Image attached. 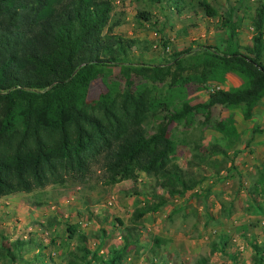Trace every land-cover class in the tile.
<instances>
[{
	"label": "trees",
	"instance_id": "obj_1",
	"mask_svg": "<svg viewBox=\"0 0 264 264\" xmlns=\"http://www.w3.org/2000/svg\"><path fill=\"white\" fill-rule=\"evenodd\" d=\"M146 1L176 15L199 10L206 18L217 19L227 33L225 50L200 46L172 52L161 64H138L131 57L139 41L114 32L122 22L112 18V0H0V199L63 186L70 178L85 179L95 163L100 164L106 185L135 182L144 174L154 177L155 188L170 197L184 195L194 191L203 177L198 179L169 163L177 151L171 125L189 126L197 115L208 119L216 106L240 107L243 119H252L264 99V0H252L253 35L245 48L237 36L242 22L239 13L248 11L251 0H236L225 14L209 0ZM135 18L157 24L150 10H137ZM161 42L164 48L169 43ZM120 66L122 90L106 85L91 99L93 81L100 78L107 83L109 69ZM229 73L239 77L242 88L209 92V85L223 84ZM167 82L177 93L161 99L157 88ZM189 85L205 92L207 101L192 104L187 100ZM217 130L222 138L202 150V157L227 155L239 138L233 126L218 124ZM263 132L253 129L256 134ZM254 188L264 193V166ZM152 196L154 202L135 207L131 217L135 226L125 228L122 246H111L104 255L98 246L89 250L86 237L77 235L78 245L65 264H125L124 252L140 248L139 234L134 232L139 222L168 203L162 194ZM67 232L72 239L76 228L69 226ZM228 243V236L222 235L212 244L211 254L240 264L239 253L228 252ZM160 244L153 239V256ZM249 247L250 264H264V240H254ZM44 248L32 246L30 239H16L1 244L0 258L14 263L36 250L30 261L37 262ZM195 264L210 263L202 257Z\"/></svg>",
	"mask_w": 264,
	"mask_h": 264
},
{
	"label": "rangeland",
	"instance_id": "obj_2",
	"mask_svg": "<svg viewBox=\"0 0 264 264\" xmlns=\"http://www.w3.org/2000/svg\"><path fill=\"white\" fill-rule=\"evenodd\" d=\"M209 1L220 14H225L236 2ZM112 2V18L122 22L114 32L139 41L138 49L132 51L134 63L161 64L169 60L172 52L188 48L197 50L200 46L225 50L226 31L220 28L217 19H208L199 10L196 14L184 11L176 15L167 7L163 10L152 7L146 0ZM254 6L251 0L248 11L239 13L242 22L237 36L242 48L251 45ZM137 10H153L157 24L146 26L137 20ZM162 39L169 42L166 48L162 47ZM147 46L151 48L146 52L139 50ZM122 70V66L109 69L107 83L100 78L94 80L89 97L97 98L106 85L113 90H122ZM193 86L185 89L186 99L192 104L206 102L207 94ZM214 86L209 85V88ZM219 86L231 91L242 88L243 83L235 74L229 73ZM156 92L161 99H169L176 95L177 88H171L167 82ZM175 104H179L178 101ZM218 124H224L226 128L233 126L239 138L227 155L202 157V150L222 138ZM253 129L264 130V99L250 121L243 119L240 107L216 106L208 119L197 115L189 126L172 124L170 135L174 137L177 151L169 163L182 171L188 170L198 179L203 177L194 191L184 195L170 197L155 188L154 177L144 174H139L135 182L128 180L106 185L100 164L95 163L85 179L70 178L63 186H48L29 194H15L11 201L2 200L0 247L4 242L30 239L32 246L43 245L45 248L43 257L37 262L30 261L37 252L32 250L14 263L0 258V264H25L28 261L31 264H65L68 253L78 245L77 235L86 237L89 250L94 251L98 246L106 255L111 246H122L125 228L135 226L131 221L135 207L146 201L154 202L153 194L164 195L168 203L139 222L134 232L139 234L140 248L124 252L125 264H148L151 260L156 264H195L202 257L208 258L210 264H230L227 257L211 254L212 244L222 235L229 238L228 252L239 253L240 264H250L249 243L264 240V193L254 188L258 171L264 166V149L258 151L255 148L261 143L256 142L259 133H253ZM117 219L123 224L120 225ZM69 226L76 228L72 239H68ZM45 232L47 235H43ZM154 238L161 244L153 256L150 249Z\"/></svg>",
	"mask_w": 264,
	"mask_h": 264
},
{
	"label": "crops",
	"instance_id": "obj_3",
	"mask_svg": "<svg viewBox=\"0 0 264 264\" xmlns=\"http://www.w3.org/2000/svg\"><path fill=\"white\" fill-rule=\"evenodd\" d=\"M151 11V10H150ZM152 12V14H154V11L152 10L151 11ZM158 17V16H157ZM154 22H158L157 21V18H155L154 17ZM150 24H146V26H149ZM121 26V25H120ZM119 26V27H120ZM256 139H258V140H256V142L257 143H261L260 145H258V146H256L255 148L259 151V149L261 148V149H264V132L263 133H259V137H256ZM261 151V150H260ZM263 151V150H262ZM15 195V194H14ZM14 195H9V196H6V197H3V198H1L0 199V202L3 200V201H11V199L13 198V197H15Z\"/></svg>",
	"mask_w": 264,
	"mask_h": 264
},
{
	"label": "built area",
	"instance_id": "obj_4",
	"mask_svg": "<svg viewBox=\"0 0 264 264\" xmlns=\"http://www.w3.org/2000/svg\"><path fill=\"white\" fill-rule=\"evenodd\" d=\"M219 89H221L220 86H214V87L209 88V92H214V91H217ZM43 235H47V232H45Z\"/></svg>",
	"mask_w": 264,
	"mask_h": 264
}]
</instances>
